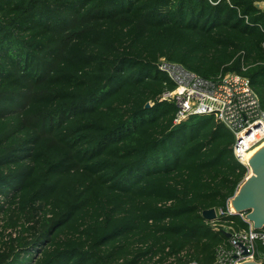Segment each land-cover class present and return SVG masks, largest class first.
Returning a JSON list of instances; mask_svg holds the SVG:
<instances>
[{"label":"trees","instance_id":"obj_1","mask_svg":"<svg viewBox=\"0 0 264 264\" xmlns=\"http://www.w3.org/2000/svg\"><path fill=\"white\" fill-rule=\"evenodd\" d=\"M161 59L264 111V0H0V264L215 263L202 214L248 169L214 116L174 125Z\"/></svg>","mask_w":264,"mask_h":264},{"label":"built area","instance_id":"obj_2","mask_svg":"<svg viewBox=\"0 0 264 264\" xmlns=\"http://www.w3.org/2000/svg\"><path fill=\"white\" fill-rule=\"evenodd\" d=\"M157 66L176 85L174 91L165 92L162 97V101L176 106L174 125L179 126L195 116H214L234 135V156L248 169V178L252 174L248 156L264 143V111L251 81L230 73L217 82H210L166 59H161ZM231 206L232 200L227 211H217L216 220L208 221L215 230L231 234L229 243L218 248L214 264H264V228L256 229L246 214L234 213ZM235 215L242 218L247 229L221 226L222 219Z\"/></svg>","mask_w":264,"mask_h":264},{"label":"water","instance_id":"obj_3","mask_svg":"<svg viewBox=\"0 0 264 264\" xmlns=\"http://www.w3.org/2000/svg\"><path fill=\"white\" fill-rule=\"evenodd\" d=\"M151 107L147 104L146 109ZM252 174L245 180L239 191L232 199V205L236 208L237 214H246L247 219L253 226L261 230L264 228V146L259 153L249 160ZM203 218L207 221H215L217 218L216 209L203 212ZM227 238L231 234H225ZM245 250V249H244ZM247 255V251H244ZM244 264H258L248 262Z\"/></svg>","mask_w":264,"mask_h":264},{"label":"bare ground","instance_id":"obj_4","mask_svg":"<svg viewBox=\"0 0 264 264\" xmlns=\"http://www.w3.org/2000/svg\"><path fill=\"white\" fill-rule=\"evenodd\" d=\"M263 146H264V143H263V145H261L260 147H258L257 149H255L252 153H250L249 156H248L249 160H250L253 156H255L257 153H259L260 150H261V147H263ZM231 207H232L233 212L236 213V208H235L233 205H232Z\"/></svg>","mask_w":264,"mask_h":264}]
</instances>
